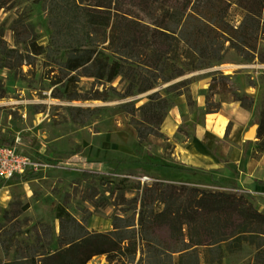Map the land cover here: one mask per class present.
<instances>
[{
	"label": "rangeland",
	"instance_id": "rangeland-1",
	"mask_svg": "<svg viewBox=\"0 0 264 264\" xmlns=\"http://www.w3.org/2000/svg\"><path fill=\"white\" fill-rule=\"evenodd\" d=\"M48 2L8 0L5 8H0V28L7 48L13 49L8 58L0 54V135L5 139L0 137V143L15 145L36 162L35 167L12 179L0 178V264L29 254L53 252L61 246L65 233L56 216L58 204L84 229L98 232L112 228L114 214H131L133 210L127 207L134 196L138 197L136 223L159 210L170 212L176 207L207 211L233 208L241 195L264 212V194L251 196L240 191L243 186L236 185L233 177L225 179L221 204L212 198L213 192H220L217 188L179 178L168 180L166 156L177 167L184 164L193 171L202 169L197 168L193 155L184 158L180 150L171 155L176 144L201 135L208 145L217 142L200 128L205 109H199L193 99L198 92L190 91L191 78L166 87H161L163 80L158 78L154 89L169 101L165 118L173 117L177 131L165 134L163 121L161 133L151 134L144 141L139 140L123 104L130 102L138 107L154 89L139 92L134 86L127 94L128 77L118 76L109 83L82 77L76 98L62 92L55 74L60 73L58 61L64 60V49L34 55L11 29L21 18L37 34L38 42L46 45L51 32ZM128 17L126 43L133 56L141 59L157 61L169 55L193 70L217 63L208 47L213 41L226 42L233 50L231 56L241 62L234 72L230 68L226 74L239 87L238 93L247 105L243 107L251 113L247 129L264 121V13H242L236 5L220 13H204L183 0H149ZM213 99L232 100V96L219 91ZM181 105L186 109L183 112ZM136 116H140L139 110ZM227 128L232 129L231 125ZM242 142L244 150L253 148L252 155L264 151L259 149L264 134ZM227 151L234 154L236 145L228 144ZM131 161H142L149 169L140 175L107 170H98L97 175L89 173L111 162ZM247 229L237 249L226 253L220 264H264L255 255L258 232L250 225ZM88 261L107 263L104 254Z\"/></svg>",
	"mask_w": 264,
	"mask_h": 264
},
{
	"label": "trees",
	"instance_id": "trees-1",
	"mask_svg": "<svg viewBox=\"0 0 264 264\" xmlns=\"http://www.w3.org/2000/svg\"><path fill=\"white\" fill-rule=\"evenodd\" d=\"M183 1L192 4L199 12H220L234 5L246 14L264 12V0ZM7 2L8 0H0V8H5ZM148 2L149 0H49L48 20L51 32L46 45L38 42L37 34L21 18L15 20L11 29L17 40L23 42L25 48L34 55L64 49L66 55L64 60L58 61L60 73L55 74V83L61 84L62 92L67 93L70 98L77 97V87L82 77L109 83L118 76H125L130 79L127 94L133 92L134 86H137V91L145 92L154 89L158 73L153 68L131 60L124 30L128 16ZM12 50L7 48L3 29L0 28V54L8 58ZM230 79L231 75L219 73L209 80L204 99L205 113L219 108L224 99H213V95L219 91L221 94L231 95L232 101L241 100V105L247 106L238 93L239 87L230 82ZM95 97L97 95L92 98ZM188 103L191 105L192 101ZM168 106L169 101L158 90L148 94L147 100L138 107L130 102L123 104L126 114L138 131L140 141L151 134L161 133L160 126ZM138 110L140 116L137 117ZM258 124L259 137L264 134V121ZM2 140H5L4 137ZM259 149L264 150V142ZM89 173L97 175L99 171ZM212 198L221 204L225 195L222 191L213 192ZM238 199L233 208L217 207L207 211L176 207L170 212L159 210L153 217H142L136 223L134 215L138 197L134 196L129 199L131 204L127 207L133 212L127 217L114 214L112 228L99 232L84 229L58 204L56 216L65 233L61 246L53 252L29 254L3 264H88V260L100 254L105 255V264H209L214 261L220 264L226 253L237 249L248 231V225L254 227L260 239L255 253L256 260H264V212L255 208L245 195ZM162 231L167 234L163 235ZM6 250L9 251L8 248Z\"/></svg>",
	"mask_w": 264,
	"mask_h": 264
},
{
	"label": "crops",
	"instance_id": "crops-1",
	"mask_svg": "<svg viewBox=\"0 0 264 264\" xmlns=\"http://www.w3.org/2000/svg\"><path fill=\"white\" fill-rule=\"evenodd\" d=\"M189 5L192 6V4ZM206 12L220 13L223 11ZM212 43L213 45L210 44L208 48L217 59V63H212L208 67L194 68L192 70L188 63L186 66H183L182 61L167 57L169 55H166L165 58L161 57L157 61H149L144 58L141 59L138 56H133V52H131V60L153 68L158 73V78H161V82L163 80L161 87L175 84L184 78H191L189 82L190 91L192 93L198 92L194 95L193 99L196 101L199 109H204L208 80L219 73L234 72L235 66L237 67L241 63L239 60H234V57L231 56L233 50L227 47L226 42L219 43L213 41ZM230 68L232 69L231 71ZM180 109H182V112L186 110L183 105H181ZM250 122L251 113L239 101L223 100L220 102L217 111L203 113L200 128L208 132L209 136L215 138L217 142L215 141L212 143L213 145H208L209 142L205 141L201 135L200 137L194 136L193 140H187L182 145L176 144L174 147L176 151H172L171 155H174L175 152L178 153L179 150L181 151V156L184 158L188 154L193 155L196 159L197 168L201 167L202 169H195L193 171V167L184 164L179 165L182 168L177 167L171 163L172 159L166 156L168 180L169 178H179L182 181L188 180L192 184L214 187L222 191L226 190L225 179L230 176L233 177L236 185L243 186L239 189L240 191H246L251 196L264 194V151L252 155V147L245 149L246 151L243 149V135ZM228 125H231V130H228ZM164 130L167 135H173L177 131L173 117L164 118ZM230 143L235 144L237 147V151L234 154L227 151V145ZM238 152L239 155L237 154ZM145 167L142 161H131L118 164L111 162V164L104 165V167L99 166L92 169L95 171L107 170L120 174L134 173L140 175L142 171L149 169ZM216 176H220V180L216 179Z\"/></svg>",
	"mask_w": 264,
	"mask_h": 264
},
{
	"label": "built area",
	"instance_id": "built-area-1",
	"mask_svg": "<svg viewBox=\"0 0 264 264\" xmlns=\"http://www.w3.org/2000/svg\"><path fill=\"white\" fill-rule=\"evenodd\" d=\"M35 166L36 162L15 145L0 143V178L12 179Z\"/></svg>",
	"mask_w": 264,
	"mask_h": 264
},
{
	"label": "water",
	"instance_id": "water-1",
	"mask_svg": "<svg viewBox=\"0 0 264 264\" xmlns=\"http://www.w3.org/2000/svg\"><path fill=\"white\" fill-rule=\"evenodd\" d=\"M155 88L154 90H156ZM258 123H253L252 125L249 126V128L246 130V132L243 135L244 140H249L253 137H256L257 131H258Z\"/></svg>",
	"mask_w": 264,
	"mask_h": 264
}]
</instances>
